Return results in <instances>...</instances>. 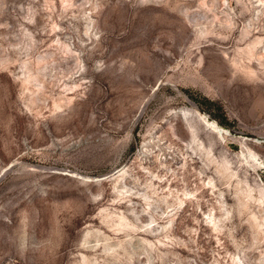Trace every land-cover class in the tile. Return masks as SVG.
Returning <instances> with one entry per match:
<instances>
[{
  "label": "rangeland",
  "instance_id": "1",
  "mask_svg": "<svg viewBox=\"0 0 264 264\" xmlns=\"http://www.w3.org/2000/svg\"><path fill=\"white\" fill-rule=\"evenodd\" d=\"M246 147L264 0H0V264H264Z\"/></svg>",
  "mask_w": 264,
  "mask_h": 264
},
{
  "label": "bare ground",
  "instance_id": "2",
  "mask_svg": "<svg viewBox=\"0 0 264 264\" xmlns=\"http://www.w3.org/2000/svg\"><path fill=\"white\" fill-rule=\"evenodd\" d=\"M257 43L258 41H254L251 44H249L245 49L241 50V55L243 56V58L237 57V59L232 60V66L237 72L239 71L240 73H243L244 75H247L249 77L252 76L251 72L245 70V68L242 65V61L244 58L249 60L254 57L253 51L255 50ZM197 114H198L199 119L206 125V127L210 129L211 131H213L214 133H216L218 137L221 138L222 140L225 139V136L230 135V132L222 128L215 120L211 119L208 115L202 114V113H197ZM241 157H242L241 163L245 165L246 167H248L249 169H252L253 171H257L258 169L263 168L264 162L261 160L259 154L255 152L254 150H252L251 148L246 147L245 151L242 150ZM222 169L224 172L230 169L228 161H224V164L222 165ZM121 172L122 170L118 171V173H116L115 175L118 174V177H119L120 175L119 173ZM65 175H70L72 177H77V178L79 176L78 174H74V173L72 174L66 173ZM79 177L86 181H90V182H99V181L105 180L106 178H109L108 176L103 177L102 179L94 178V177L91 178V177H86V176H79ZM254 192L257 193V197H258L256 198V201L259 204H262L264 200V188L261 186H256V188H251L247 184V187L243 191V195L245 198L246 197L253 198L252 193Z\"/></svg>",
  "mask_w": 264,
  "mask_h": 264
},
{
  "label": "water",
  "instance_id": "3",
  "mask_svg": "<svg viewBox=\"0 0 264 264\" xmlns=\"http://www.w3.org/2000/svg\"><path fill=\"white\" fill-rule=\"evenodd\" d=\"M115 174V173H114ZM107 179V178H106Z\"/></svg>",
  "mask_w": 264,
  "mask_h": 264
}]
</instances>
